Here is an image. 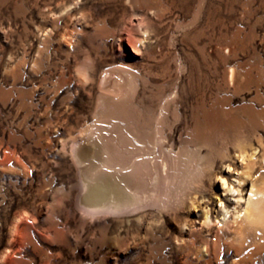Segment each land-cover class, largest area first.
I'll return each mask as SVG.
<instances>
[{
  "label": "rangeland",
  "instance_id": "374dc122",
  "mask_svg": "<svg viewBox=\"0 0 264 264\" xmlns=\"http://www.w3.org/2000/svg\"><path fill=\"white\" fill-rule=\"evenodd\" d=\"M101 184L129 207L85 213ZM249 201L264 0H0V264H264Z\"/></svg>",
  "mask_w": 264,
  "mask_h": 264
},
{
  "label": "bare ground",
  "instance_id": "6f19581e",
  "mask_svg": "<svg viewBox=\"0 0 264 264\" xmlns=\"http://www.w3.org/2000/svg\"><path fill=\"white\" fill-rule=\"evenodd\" d=\"M130 1V3H132L133 2V0H129ZM154 13H155V11H154ZM130 41V40H129ZM128 43H130V42H128ZM232 68V67H231ZM109 71H107V73H108ZM233 72H234V70H233ZM235 73H236V71H235ZM229 74H230V72H229ZM231 76L229 77V82H230V84H235V78H234V76H233V73L232 74H230ZM109 77H110V74H106V76H105V81L107 82L108 81V79H109ZM113 79V78H112ZM113 81V80H112ZM111 81V82H112ZM110 82V81H109ZM116 82H117V80H116ZM102 84V83H101ZM100 84V85H101ZM108 84V83H107ZM112 84V83H111ZM118 85V84H117ZM111 87H113V86H111ZM110 87V88H111ZM103 88V87H102ZM105 89V88H104ZM108 90V89H107ZM109 91V90H108ZM108 93V92H107ZM113 94V93H112ZM108 95V94H107ZM158 118V117H157ZM118 125V124H117ZM111 135V134H110ZM114 137V136H113ZM118 137V136H117ZM102 138V137H101ZM111 138V137H110ZM88 140H91V139H88ZM88 140L86 141V142H88ZM136 140V139H135ZM107 141V140H106ZM164 141V140H163ZM85 142V141H84ZM84 142H81V144L82 143H84ZM95 142V141H94ZM138 142V141H137ZM90 143H91V141H90ZM89 143V144H90ZM103 144V143H102ZM128 144V143H127ZM129 145H131L130 143H129ZM86 147V146H85ZM92 147V146H91ZM104 147H105V145H104ZM109 147V146H108ZM128 147V146H127ZM78 148H80V147H78ZM78 148H77V150H78ZM106 148V147H105ZM87 149V148H86ZM91 149V148H90ZM96 149V148H95ZM77 150H76V153H77ZM82 150V149H81ZM89 150V149H88ZM87 150V151H88ZM78 151H80V150H78ZM90 151H92V150H90ZM110 151V150H109ZM113 151V150H112ZM115 151H116V149H115ZM118 151V150H117ZM82 152V151H81ZM85 152V151H84ZM99 152V151H98ZM119 152V151H118ZM126 152H127V150H126ZM133 152V151H132ZM139 152V151H138ZM75 153V154H76ZM92 153V152H91ZM114 153V152H113ZM117 153V152H116ZM120 153V152H119ZM118 153V154H119ZM78 154H80V152L78 153ZM85 154V153H84ZM88 154V153H87ZM97 154V153H96ZM112 154V153H111ZM117 154V155H118ZM90 155V154H89ZM101 155V154H100ZM152 155V154H151ZM150 155V156H151ZM84 156V155H83ZM86 156V155H85ZM92 156V155H91ZM95 156V155H94ZM82 157V156H81ZM100 157V156H99ZM118 157V156H117ZM117 157H113V158H116L117 159ZM120 158H121V156H119ZM118 157V158H119ZM139 157V156H138ZM137 157V158H138ZM240 157H243V154H242V156H240ZM87 158V157H86ZM120 158H119V160H120ZM88 159V158H87ZM142 159V158H141ZM119 160H113L112 158L111 159H106V160H104V162L103 163H101L100 165H99V168H98V170H96L95 171V173H93V175L96 177V176H98V175H100V174H102V175H104V177L106 176V175H112L113 176V173L112 172H114V169H118V170H125L129 175H128V177H124L125 179H123V184L125 185H127V184H129L128 182H130V184H131V186L136 182V177L138 176V174H139V167L137 166V164H124L123 163V161H119ZM164 160V159H163ZM86 163V162H85ZM166 163V162H165ZM139 165V164H138ZM86 166V165H85ZM166 166V165H165ZM142 168V167H141ZM152 170V169H151ZM227 170H228V172H231L232 171V167L230 166V165H228L227 166ZM155 171V170H154ZM106 174V175H105ZM140 175V174H139ZM169 176H170V174H169ZM114 177V176H113ZM162 177V176H161ZM164 177V176H163ZM162 177V178H163ZM112 178V177H111ZM99 180V179H98ZM98 180H97V182H98ZM102 180V179H101ZM95 181V180H94ZM108 182V181H107ZM119 182V181H118ZM110 183V182H109ZM97 184V183H96ZM109 185V184H108ZM122 185V184H121ZM116 186H117V184H116ZM134 186V185H133ZM139 186V185H138ZM223 186L225 187V190L224 191H227V192H230V193H236V192H238V189H236L234 186H230L228 183H227V180L226 179H224L223 180ZM86 187V186H85ZM89 187V186H88ZM88 187H86V188H88ZM92 187V186H91ZM128 187V186H127ZM90 188V187H89ZM94 189H89V192H88V194L91 196V198L90 199H92L91 201H92V204H91V202H90V204H88L89 206L88 207H86V205H85V207H84V211H85V213L87 212V214H91V215H93V216H97V214H100V213H114V214H116V213H120V212H123V211H125V209H126V206H124V202H126V205L128 204V203H131L130 202V199L131 198H133V195H134V193H132L131 191H128V192H125L124 194L123 193H119V192H115V193H117L116 195H114V199L115 200H112L111 198V200L109 199V196L111 195L109 192V186H107V184H101L99 187H93ZM119 188V187H118ZM131 188V187H130ZM136 188V187H135ZM134 188V189H135ZM110 189H111V187H110ZM120 189V188H119ZM134 189H132V190H134ZM137 189V188H136ZM135 189V190H136ZM125 191V190H124ZM123 191V192H124ZM110 194V195H109ZM88 195V196H89ZM113 195V194H112ZM134 197H136V196H134ZM138 197V196H137ZM117 198V199H116ZM165 198V197H164ZM238 199V198H237ZM134 200V199H133ZM87 201H88V199H87ZM237 202H238V204H240V201L239 200H237ZM140 205V204H139ZM128 206V205H127ZM261 203H260V201H252V202H248V204H247V206H246V208H244V211H243V214L244 215H246L247 216V218H249V219H252V221L254 222V223H256V224H259V225H261V224H263L264 223V214H263V211L261 210ZM129 207V206H128ZM207 214V213H206ZM206 222H208L209 223V218L208 217H206ZM257 228V227H256ZM208 250V249H207ZM236 253V252H235Z\"/></svg>",
  "mask_w": 264,
  "mask_h": 264
}]
</instances>
